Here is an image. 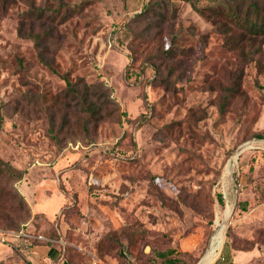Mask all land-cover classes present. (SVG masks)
<instances>
[{
	"label": "rangeland",
	"instance_id": "374dc122",
	"mask_svg": "<svg viewBox=\"0 0 264 264\" xmlns=\"http://www.w3.org/2000/svg\"><path fill=\"white\" fill-rule=\"evenodd\" d=\"M9 1L0 156L26 174L0 198V264H264V35L185 0L149 31L132 18L151 0ZM173 41L187 53L165 57ZM66 71L119 112L53 138Z\"/></svg>",
	"mask_w": 264,
	"mask_h": 264
},
{
	"label": "trees",
	"instance_id": "16d2710c",
	"mask_svg": "<svg viewBox=\"0 0 264 264\" xmlns=\"http://www.w3.org/2000/svg\"><path fill=\"white\" fill-rule=\"evenodd\" d=\"M185 1L197 10L210 8L215 12V15H224L236 29L242 31L243 37L246 34H249L250 37L264 35V0H204L205 5H201L202 0ZM9 2V0H0V7H5ZM174 7L173 0H151L132 20L138 26L144 24V31L155 30L161 24H165L168 18L170 20L175 17L174 11L176 10ZM201 7L202 9H200ZM30 11L32 13L40 11V16H42V10L36 6L34 1L30 2ZM139 36L141 35L139 34ZM32 37H35V42L40 48L42 37L36 34ZM241 40L242 37L234 39L233 46L241 48ZM178 51L183 54L187 53L185 47H180L173 41L172 47L161 52L165 57L172 59ZM39 56L45 65L53 68L52 61L46 59L43 49H39ZM68 75L69 71L61 75L65 80V88L60 94L52 98L50 108L44 109L50 123V134L53 138H57L58 133H62L66 127H68L67 134H74L73 130L69 129L74 125L80 124L84 130H89L90 125L95 126L119 112L117 101L112 98L103 83H89L83 77L72 80ZM1 109L0 103V129L4 120ZM62 110L63 114L59 116ZM58 118H61L60 126L57 123ZM257 136L263 137L262 134ZM25 174L26 169L18 167L10 160L0 156V198L8 194L14 196L18 194L24 199V196L19 193L16 183L22 180ZM221 198L222 195H220L219 200ZM173 253L174 250L169 249L162 252L161 256L165 258L166 262L176 264L177 259L171 257Z\"/></svg>",
	"mask_w": 264,
	"mask_h": 264
},
{
	"label": "water",
	"instance_id": "95a60500",
	"mask_svg": "<svg viewBox=\"0 0 264 264\" xmlns=\"http://www.w3.org/2000/svg\"><path fill=\"white\" fill-rule=\"evenodd\" d=\"M249 146H250L249 143H245V144L241 145V146L236 150V152L238 153V156H239L240 153H242V152H243L247 147H249ZM236 152H235V153H236ZM231 210H232V209H230L229 213L227 214V220H226V223H227V221H228V219H229V217H230ZM226 223H224L225 226H226ZM204 256H205V255H204ZM204 256L202 257V259H201L197 264H201V262H202Z\"/></svg>",
	"mask_w": 264,
	"mask_h": 264
},
{
	"label": "built area",
	"instance_id": "2783aa9c",
	"mask_svg": "<svg viewBox=\"0 0 264 264\" xmlns=\"http://www.w3.org/2000/svg\"><path fill=\"white\" fill-rule=\"evenodd\" d=\"M38 237L41 238V239L45 238L43 235H38ZM95 264H97V262Z\"/></svg>",
	"mask_w": 264,
	"mask_h": 264
}]
</instances>
